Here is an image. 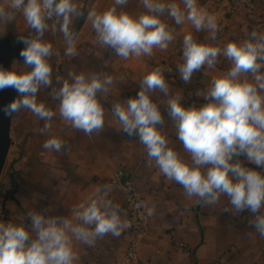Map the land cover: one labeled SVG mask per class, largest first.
I'll list each match as a JSON object with an SVG mask.
<instances>
[{
    "label": "clouds",
    "instance_id": "obj_1",
    "mask_svg": "<svg viewBox=\"0 0 264 264\" xmlns=\"http://www.w3.org/2000/svg\"><path fill=\"white\" fill-rule=\"evenodd\" d=\"M128 0H113L112 6L87 11V22L101 46L111 48L124 61L152 56L154 50L166 51L175 39V25L189 23L196 33L206 32L205 41L192 31L183 36L182 62L177 71L185 84L202 68L215 69L220 57L230 67L215 76L202 95L205 103L186 107L180 94H171L165 69L154 67L140 81L135 97L115 103L111 117L119 130L138 136L149 166H155L171 182L180 185L188 198L202 206L216 205L226 196L230 207L224 212L253 214L249 221L264 237V173L245 166L240 157L256 168L264 169V33L252 31L246 38L218 41L221 31L217 18L201 7L198 0H140L138 15L118 11ZM22 16L29 30L20 34L23 44L19 55L22 66L0 67V90L13 88L18 97L2 111L11 117L28 110L42 121L45 130L58 117L71 128L86 135L99 134L109 115L98 94L108 91L114 77L106 72H69L67 78L55 77L53 87V44L44 38L52 22L58 25L65 43L64 55L78 53L79 34L74 19L82 15L78 0H0V24L8 25ZM31 70H28V69ZM171 71V69H167ZM42 88H51L58 101L53 110L38 99ZM167 97L166 111L173 122L181 154L162 126L165 118L152 95ZM66 143L57 136L47 139L43 148L59 153ZM113 186H97L87 199L69 215H48L32 210L27 222L0 220V264H76L77 243L88 247L107 235L119 237L129 227L124 210L113 201ZM136 208L144 207L143 202ZM153 208L148 209L152 215Z\"/></svg>",
    "mask_w": 264,
    "mask_h": 264
},
{
    "label": "crops",
    "instance_id": "obj_2",
    "mask_svg": "<svg viewBox=\"0 0 264 264\" xmlns=\"http://www.w3.org/2000/svg\"><path fill=\"white\" fill-rule=\"evenodd\" d=\"M78 3L82 15L73 22V29L79 34L76 56L64 55L65 43L58 25L53 28L49 22L50 27L44 35L54 49L50 59L53 87L59 86L55 81L57 75L67 78L69 72H106L114 77V84L106 93L98 94V98L109 115L103 130L90 136L71 128L58 115L47 130L44 128L47 122L26 109L11 117L5 116L8 152L0 175V192L7 188L3 221L27 222V214L32 210L45 211L48 215H69V210L85 201L97 186L111 184V198L124 210L129 227L119 237L109 234L93 247L77 243L75 249L79 258L76 264H264V237L249 223L253 214L247 210L238 215L224 212L225 207H230L226 196H221L212 206H202L196 203V198L186 197L180 185L168 181L154 165L149 166L138 136L120 131L118 122L110 115L115 103L137 95L142 77L157 66L165 69L170 95L180 94L186 107L199 106L206 101L198 93L205 92L210 81L226 72L230 63L220 57L215 69L202 68L185 84L177 71V65L182 62L183 36L192 31L196 39L205 41L207 33H196L187 22L175 25L167 16L162 19L175 30L176 36L168 49H156L152 56L124 61L111 48L97 43L86 19L90 8L102 10L112 6L113 0H78ZM198 3L216 16L219 27L223 26L218 34L221 43L246 38L254 30L264 33V0H257L231 17H226L220 9L223 0H198ZM120 10L138 15L143 7L140 0H128L126 5L118 6ZM28 31L19 15L8 25L0 24V67L8 70L14 65H23L19 53L24 45L17 40L20 34L27 35ZM50 93L51 88H42L38 99L55 110L58 101ZM0 95L1 109L18 97L13 88L0 90ZM152 99L165 118L162 130L171 146L184 154L165 108L167 97L156 92ZM51 136L63 139L65 149L59 153L44 149V142ZM240 159L245 166L264 173V169L256 168L244 157ZM120 169L136 176V185L150 218L149 230L135 262H125L130 242L126 196L112 180ZM149 208L154 209L152 215L148 214Z\"/></svg>",
    "mask_w": 264,
    "mask_h": 264
},
{
    "label": "built area",
    "instance_id": "obj_3",
    "mask_svg": "<svg viewBox=\"0 0 264 264\" xmlns=\"http://www.w3.org/2000/svg\"><path fill=\"white\" fill-rule=\"evenodd\" d=\"M257 0H223L221 11L226 17L235 15L240 9L246 8L254 4ZM223 31V26L220 27ZM113 182L123 191L126 196V207L130 222V242L125 255V262H135L139 258V250L144 236L149 230V216L144 207L136 208L137 203L143 202L142 194L136 185V176L133 173H127L124 169H120L113 177ZM6 191L0 198V220L6 218L4 209Z\"/></svg>",
    "mask_w": 264,
    "mask_h": 264
},
{
    "label": "water",
    "instance_id": "obj_4",
    "mask_svg": "<svg viewBox=\"0 0 264 264\" xmlns=\"http://www.w3.org/2000/svg\"><path fill=\"white\" fill-rule=\"evenodd\" d=\"M1 95H0V175L7 156L8 147L5 144V133L7 129L5 115L1 109Z\"/></svg>",
    "mask_w": 264,
    "mask_h": 264
},
{
    "label": "rangeland",
    "instance_id": "obj_5",
    "mask_svg": "<svg viewBox=\"0 0 264 264\" xmlns=\"http://www.w3.org/2000/svg\"><path fill=\"white\" fill-rule=\"evenodd\" d=\"M3 191H6V193H7V188H4V190H3ZM3 191H2V192H0V198H1L2 194H3Z\"/></svg>",
    "mask_w": 264,
    "mask_h": 264
}]
</instances>
